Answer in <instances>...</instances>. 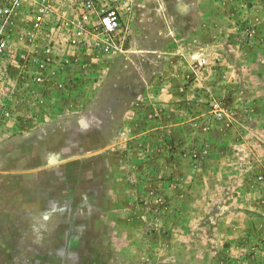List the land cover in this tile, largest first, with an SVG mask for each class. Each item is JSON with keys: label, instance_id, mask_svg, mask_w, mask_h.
Listing matches in <instances>:
<instances>
[{"label": "rangeland", "instance_id": "1", "mask_svg": "<svg viewBox=\"0 0 264 264\" xmlns=\"http://www.w3.org/2000/svg\"><path fill=\"white\" fill-rule=\"evenodd\" d=\"M117 40L0 60V264H264V0H140Z\"/></svg>", "mask_w": 264, "mask_h": 264}, {"label": "built area", "instance_id": "2", "mask_svg": "<svg viewBox=\"0 0 264 264\" xmlns=\"http://www.w3.org/2000/svg\"><path fill=\"white\" fill-rule=\"evenodd\" d=\"M139 1L0 0V60L15 57L17 42L42 43L47 52L108 53L117 48L123 21Z\"/></svg>", "mask_w": 264, "mask_h": 264}]
</instances>
